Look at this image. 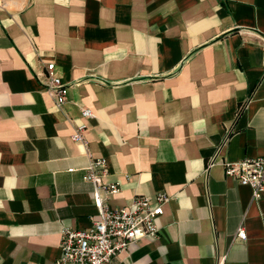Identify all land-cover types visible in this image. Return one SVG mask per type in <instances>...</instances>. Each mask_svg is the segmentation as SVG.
<instances>
[{"label":"crops","instance_id":"1","mask_svg":"<svg viewBox=\"0 0 264 264\" xmlns=\"http://www.w3.org/2000/svg\"><path fill=\"white\" fill-rule=\"evenodd\" d=\"M256 156L264 0H0V264H56L63 227L98 219L82 179L98 157L119 183L105 206L170 196L159 235L113 264H264V192L254 201L222 165Z\"/></svg>","mask_w":264,"mask_h":264},{"label":"built area","instance_id":"2","mask_svg":"<svg viewBox=\"0 0 264 264\" xmlns=\"http://www.w3.org/2000/svg\"><path fill=\"white\" fill-rule=\"evenodd\" d=\"M45 86L54 94L57 106L65 103L68 86L64 85L56 73L52 61L43 66ZM92 116L90 109L83 108L81 117ZM85 123L79 124L72 136L73 140L83 142ZM216 162L209 159V166ZM224 175L234 179L239 185H245L252 191V199L257 201L264 192V156L244 157L240 161H226L222 164ZM69 170H73L70 168ZM106 165L102 158H90L83 167L82 179L92 183V195L98 211V219H93L85 229L63 227L60 232V253L56 264H113L117 253L126 249L138 239L157 237L161 231L158 220L163 215L165 204L170 196L157 192L153 197L135 196L130 204L110 208L103 204L99 191L106 195L114 194L119 183H104ZM242 227L237 231L238 239H245Z\"/></svg>","mask_w":264,"mask_h":264}]
</instances>
